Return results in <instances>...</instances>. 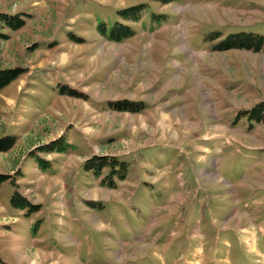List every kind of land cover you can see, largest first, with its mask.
<instances>
[{
    "label": "rangeland",
    "instance_id": "obj_1",
    "mask_svg": "<svg viewBox=\"0 0 264 264\" xmlns=\"http://www.w3.org/2000/svg\"><path fill=\"white\" fill-rule=\"evenodd\" d=\"M0 14L25 22L0 23V69H24L0 91V137H16L0 152V264H264V123L244 114L264 104V52L216 50L264 35V0H0ZM117 24L133 33L109 41ZM216 125L236 142L199 138ZM93 155L126 163L125 182L102 186Z\"/></svg>",
    "mask_w": 264,
    "mask_h": 264
},
{
    "label": "trees",
    "instance_id": "obj_2",
    "mask_svg": "<svg viewBox=\"0 0 264 264\" xmlns=\"http://www.w3.org/2000/svg\"><path fill=\"white\" fill-rule=\"evenodd\" d=\"M169 0L164 3H168ZM139 7L127 8L124 13L134 12ZM128 19L133 21L138 18L136 15L129 14ZM0 23L2 26L10 28L12 30H18L24 25V20L18 15H6L0 14ZM114 30L110 31L108 40L112 42H121L123 39L128 38L132 35V31L127 26L117 24ZM116 30V31H115ZM1 36V35H0ZM246 50L253 51L255 53L264 52V35L256 33H245L240 32L237 34H231L228 36L223 43H221L216 50L217 51H228V50ZM24 73L22 68L14 69H0V91L8 86L10 83L15 81L20 75ZM63 92V91H62ZM72 96L71 93L67 92ZM144 107L142 102H132L127 100L116 101L112 103L111 108L115 111L139 113ZM248 120H252L256 123H264V104L260 103L255 105L251 110L244 113ZM16 143V137L14 136H2L0 137V152L10 151ZM83 168L86 171H91L95 176L100 178L102 171L107 170L109 173L101 178L100 184L104 187L114 189L115 185L113 177H116L119 181L126 179L127 164L118 160L117 157L113 156H96L93 155L87 158L83 163ZM11 181L6 175L0 174V186L6 182ZM13 183V181H11ZM11 202L19 209L30 207L31 209H38V205H32L28 200L21 196L18 192L12 196Z\"/></svg>",
    "mask_w": 264,
    "mask_h": 264
},
{
    "label": "crops",
    "instance_id": "obj_3",
    "mask_svg": "<svg viewBox=\"0 0 264 264\" xmlns=\"http://www.w3.org/2000/svg\"><path fill=\"white\" fill-rule=\"evenodd\" d=\"M165 116V114L163 115ZM163 116L161 118V123H162V120H163ZM166 119V118H165ZM145 125L146 122L145 120L143 121ZM164 125V123H162V126ZM237 133V132H236ZM238 134V133H237ZM241 134V133H239ZM232 135L231 134V130L229 129L228 126H222V125H216L212 128V130L210 129H206L204 130L200 135H199V138H202L204 140H211V139H214L218 142V144L222 145L224 142L227 143H230L231 141H235L237 140V138L234 140V138H232ZM244 135V134H243ZM248 135V134H247ZM236 142V141H235ZM203 149H205V147H203ZM204 157V156H202ZM126 180V179H125ZM125 180L123 182H125ZM116 241H119L118 239H115ZM121 243L119 242V245ZM151 245H155L156 244V241H152L150 243ZM135 264V263H134Z\"/></svg>",
    "mask_w": 264,
    "mask_h": 264
},
{
    "label": "bare ground",
    "instance_id": "obj_4",
    "mask_svg": "<svg viewBox=\"0 0 264 264\" xmlns=\"http://www.w3.org/2000/svg\"><path fill=\"white\" fill-rule=\"evenodd\" d=\"M164 120H165V116H163L162 123H164V122H165ZM253 244H254V243L251 241V243H248V246H250V247H252V248H253Z\"/></svg>",
    "mask_w": 264,
    "mask_h": 264
}]
</instances>
